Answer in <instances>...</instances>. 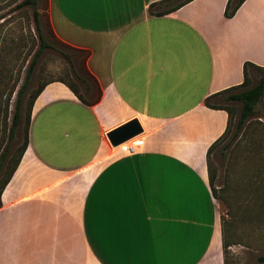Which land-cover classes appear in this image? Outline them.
<instances>
[{
    "label": "crops",
    "instance_id": "crops-1",
    "mask_svg": "<svg viewBox=\"0 0 264 264\" xmlns=\"http://www.w3.org/2000/svg\"><path fill=\"white\" fill-rule=\"evenodd\" d=\"M47 0L55 37L89 52L86 106L62 83L34 101L28 145L1 193L0 264H223L208 148L228 116L207 97L264 67V0ZM250 72V71H249ZM137 120L113 148L106 133Z\"/></svg>",
    "mask_w": 264,
    "mask_h": 264
},
{
    "label": "rangeland",
    "instance_id": "rangeland-1",
    "mask_svg": "<svg viewBox=\"0 0 264 264\" xmlns=\"http://www.w3.org/2000/svg\"><path fill=\"white\" fill-rule=\"evenodd\" d=\"M23 1L0 0V16L3 17L0 23L5 20L0 25V64L13 78L19 71L18 87L25 79L30 60V34L35 37L34 10L29 6L21 7ZM46 7L47 0H37L35 9L41 14L44 32ZM55 46L56 49H47L38 60L24 103L33 90L53 80L74 82L84 95L83 86L72 76L65 59V55L71 56L78 71L82 54ZM263 74L251 70L247 88L254 86ZM232 93L234 91L224 96ZM225 97L215 102L231 109V122L226 136L211 151L209 163L215 176L213 188L218 198L222 233L230 244L228 261L230 264H264L258 260L264 257V95L240 131H236V125L242 104Z\"/></svg>",
    "mask_w": 264,
    "mask_h": 264
},
{
    "label": "trees",
    "instance_id": "trees-1",
    "mask_svg": "<svg viewBox=\"0 0 264 264\" xmlns=\"http://www.w3.org/2000/svg\"><path fill=\"white\" fill-rule=\"evenodd\" d=\"M171 2L172 0H166ZM191 0H179L176 1L175 5L165 11H154L153 8L155 4L150 5L149 14L150 15H164L170 12H173L190 2ZM244 0H228L225 8V18H231L241 6ZM23 6L32 7L33 18H34V30L35 37L30 34V47L28 55L30 60L28 62V68L25 75L23 83L18 87L19 83V71L17 76L13 78L12 74L8 76L6 68L0 66V207H1V193L5 186L10 181L15 170L17 169L21 158L26 150L28 145V129L31 117V111L34 104V101L39 96L44 87L53 82H59L64 84L75 96L76 98L86 106H92L99 102L101 97V89L95 79L89 74L86 68V60L89 56V52L85 50L76 49L70 47L61 41H59L50 26L47 12L44 14L45 29L44 32L41 24V14L35 9L37 5V0H24L21 4ZM47 11V7H46ZM3 19L0 16V21ZM5 21V20H4ZM2 21L0 23L3 24ZM50 39V40H49ZM54 43H53V42ZM68 48L72 51L82 54L79 60L78 71L76 66L71 60V56L65 55V59L69 64V69L72 73V76L83 86L84 95L79 90L77 84L74 82H68L64 80H53L50 82L43 83L36 90H33L25 103L24 97L26 95V90L28 88L29 79L32 75L35 67L38 63V60L42 54L47 49H56L55 45ZM32 55L30 56V53ZM261 71L264 72V67H258L250 63H245L243 65V82L242 84L229 88L227 90L215 93L207 97L204 101V105L207 108L214 110H223L227 113V127L224 133L208 148L206 160H207V170H208V179L211 192L215 199L217 194L213 188L214 182V173L211 170L209 163V156L213 148L226 136L229 125L231 122L232 111L229 107L223 106L215 101H219L222 97H225V94L234 93L228 95L226 100L240 102L242 104L240 117L236 125V131H240L245 123V121L253 114L256 104L259 102L261 97L264 95V74L260 76L256 84L250 88L249 84V71ZM14 97V101H13ZM12 106V109H11ZM221 242H222V260L223 264H230L228 261V248L230 244L226 242L224 235L222 233V223H221ZM260 262H264V257H259Z\"/></svg>",
    "mask_w": 264,
    "mask_h": 264
},
{
    "label": "water",
    "instance_id": "water-1",
    "mask_svg": "<svg viewBox=\"0 0 264 264\" xmlns=\"http://www.w3.org/2000/svg\"><path fill=\"white\" fill-rule=\"evenodd\" d=\"M141 133L142 128L139 122L132 120L106 133V138L113 148H117Z\"/></svg>",
    "mask_w": 264,
    "mask_h": 264
},
{
    "label": "built area",
    "instance_id": "built-area-1",
    "mask_svg": "<svg viewBox=\"0 0 264 264\" xmlns=\"http://www.w3.org/2000/svg\"><path fill=\"white\" fill-rule=\"evenodd\" d=\"M125 150L127 153H132L134 151L133 146H128L127 148L123 149Z\"/></svg>",
    "mask_w": 264,
    "mask_h": 264
},
{
    "label": "bare ground",
    "instance_id": "bare-ground-1",
    "mask_svg": "<svg viewBox=\"0 0 264 264\" xmlns=\"http://www.w3.org/2000/svg\"><path fill=\"white\" fill-rule=\"evenodd\" d=\"M119 147H123L124 149L128 147L127 143L122 145V146H119Z\"/></svg>",
    "mask_w": 264,
    "mask_h": 264
}]
</instances>
